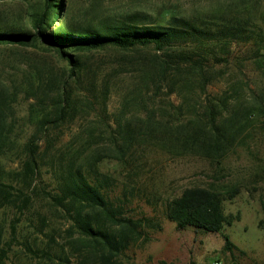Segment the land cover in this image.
I'll use <instances>...</instances> for the list:
<instances>
[{
    "label": "rangeland",
    "instance_id": "1",
    "mask_svg": "<svg viewBox=\"0 0 264 264\" xmlns=\"http://www.w3.org/2000/svg\"><path fill=\"white\" fill-rule=\"evenodd\" d=\"M41 1L0 0V23L32 31L28 14ZM238 12L250 14L264 29V0H63L61 16L69 25L79 26L94 25L106 17L121 19L139 13L153 23L166 25L171 17L199 21ZM256 49L253 45L232 44L227 63L206 66L214 80L205 94L187 85L189 81L184 76H169L167 83L156 88L160 78L158 70L151 68L154 58L151 48L126 52L108 48L77 55L87 70L84 81L96 77L98 90L103 84L109 87L106 113L94 105L86 107V101L91 102L92 98H82L77 105L81 116L51 134L54 146L44 157V163L65 153L64 145L78 132L93 130L103 136L94 149L112 160L103 163L100 169L115 179L111 199L126 200L123 207L128 217L154 219L161 226L160 231L146 230L143 239L120 255L115 264H264V223L259 226L260 221L264 222L260 205L264 193V47L261 51ZM37 72L46 77L68 74L67 64L46 44L0 46V88L9 92L20 89ZM172 84L176 92L169 94ZM87 85L84 83L83 87ZM84 95L88 93L84 91ZM223 97H228L229 111L238 116L247 113L249 118L235 146L222 159L174 156L146 140L136 143L123 159L117 160L108 135L115 129L118 118L130 121L133 129L160 139L165 130L191 127L197 121L206 123L209 102ZM28 105L22 95L14 104L19 142L0 161L9 171L12 186L9 192L19 197L13 205L0 209V250H6L5 264L47 263L41 251H47L55 263H60L57 257L66 256L67 264H77L69 255L68 244L78 239V235L68 233L70 223L61 219L47 196L55 189L48 164L42 165L33 184L34 191L23 190L24 196L31 197L28 209L21 212L17 208L22 196L12 173L21 169L23 143L34 131L27 118ZM149 120L151 126L147 124ZM157 125L160 128L154 127ZM38 147L41 154L45 142H39ZM192 187L220 192L225 199V214L240 215L239 221L222 232L235 247L231 251L224 250L221 233H204L193 228L177 231L166 218L168 202ZM235 189V194L229 197ZM42 219L46 227L42 226ZM49 237L53 238L52 243Z\"/></svg>",
    "mask_w": 264,
    "mask_h": 264
},
{
    "label": "trees",
    "instance_id": "2",
    "mask_svg": "<svg viewBox=\"0 0 264 264\" xmlns=\"http://www.w3.org/2000/svg\"><path fill=\"white\" fill-rule=\"evenodd\" d=\"M62 9L63 0H42L40 6L28 14L32 31L16 30L14 26L0 23V46L46 44L67 64L68 70L66 76L52 77L37 72L31 81L11 92L0 88V161L19 142L15 133L14 104L21 95L29 102L27 118L34 128L23 143L21 169L12 173L20 184L18 194L22 202L17 208L21 212L28 209L31 200L23 195V190L34 191L33 184L45 164L44 157L54 146L51 134L81 116L77 109L80 100L92 98L91 102L86 101V107L94 105L106 113L109 87L103 84L98 90L96 77L85 82V63L77 55L108 48L124 52L151 48L154 51L151 68L158 70L160 78L158 86L151 78L156 88L167 83L169 76H184L189 81L187 85L205 94L214 80L206 66L227 63L232 44L253 45L257 51L264 47V29L260 21L243 12L199 21L171 17L166 25L153 23L146 15L136 13L121 19L102 18L94 25L71 26L63 20ZM84 83H88L86 88ZM168 92H176L173 84ZM227 98L209 102L206 123L197 121L191 127L181 126L173 132L165 130L160 139L133 129L130 121L118 118L115 129L108 135L117 160L123 159L136 143L146 140L174 156L194 155L210 161L222 159L235 146L249 118L247 113L238 116L235 111H229ZM147 124L151 126L152 123L149 120ZM83 132H78L64 145L65 153L46 163L55 182L54 193L47 196L61 219L70 223L68 233L78 235V239L68 244L71 246L69 255L77 264H115L120 255L143 239L146 230L160 231L161 226L154 219L128 217L123 207L126 200L111 199L115 179L100 169L103 163L112 160L94 149L103 136L96 135L93 130ZM61 137L57 136L56 140ZM42 140L46 148L39 154L38 144ZM11 189L9 171L0 163V209L13 205L19 198L9 192ZM235 192L236 189L229 197ZM224 200L220 192L211 188H187L168 202L166 218L177 231L193 228L204 233H221L224 250L231 251L235 247L222 232L239 221L240 215L225 214ZM260 205L264 214V193ZM263 223L260 221L259 226ZM42 226H47L43 219ZM49 239L52 243L53 238ZM40 254L48 261L44 264L68 263L66 256L57 257L60 263H55L47 251ZM6 259V250L1 249L0 264H5Z\"/></svg>",
    "mask_w": 264,
    "mask_h": 264
},
{
    "label": "built area",
    "instance_id": "3",
    "mask_svg": "<svg viewBox=\"0 0 264 264\" xmlns=\"http://www.w3.org/2000/svg\"><path fill=\"white\" fill-rule=\"evenodd\" d=\"M215 264H218V263H215Z\"/></svg>",
    "mask_w": 264,
    "mask_h": 264
}]
</instances>
